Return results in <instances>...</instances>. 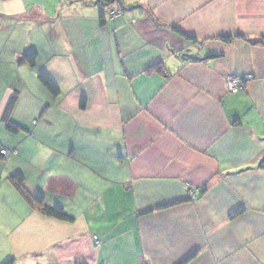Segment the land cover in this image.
I'll list each match as a JSON object with an SVG mask.
<instances>
[{"label": "crops", "instance_id": "obj_1", "mask_svg": "<svg viewBox=\"0 0 264 264\" xmlns=\"http://www.w3.org/2000/svg\"><path fill=\"white\" fill-rule=\"evenodd\" d=\"M65 1L0 0V18L62 39L46 52L12 43L23 24L0 28L19 77L0 81V121L18 92L29 128L0 142L18 152L0 163V264H264V45L249 43L264 0H120L104 26L101 0L66 15ZM32 53L58 97L27 75ZM229 77L246 78L239 93ZM6 168L74 220L32 207Z\"/></svg>", "mask_w": 264, "mask_h": 264}, {"label": "trees", "instance_id": "obj_2", "mask_svg": "<svg viewBox=\"0 0 264 264\" xmlns=\"http://www.w3.org/2000/svg\"><path fill=\"white\" fill-rule=\"evenodd\" d=\"M120 0H101L100 1V23L102 26L106 24V18L105 13L107 12V8H110L114 3H119ZM123 10V9H122ZM222 41L226 43H231L233 41V38L231 37H222ZM37 54L32 53L31 55H26L23 58V61L28 63L30 67L34 68L36 66V58ZM40 82L43 84V86L47 89V91L53 96L58 97L60 95V89L58 86L54 83V81L45 73H42L39 76ZM18 92H15L13 96L10 98L9 103L5 109V112L2 117V121L4 122L6 129L8 132L12 134H18L21 130H24L25 128L22 125H19L17 122L13 121L12 114L13 111L17 105L18 102ZM1 143H0V151H1ZM11 152V151H9ZM3 158H7L1 155ZM9 181L17 188L19 193L22 195V197L35 209H38L41 211L45 216L59 220L64 222H72L74 219L69 216L65 209L59 205L54 207H49L46 204V195L43 192H40L36 195H32L28 192L25 186V177L21 172H18L14 175H12L9 178ZM241 214V211L236 213V215ZM4 264H16L15 259H10L6 261Z\"/></svg>", "mask_w": 264, "mask_h": 264}, {"label": "rangeland", "instance_id": "obj_3", "mask_svg": "<svg viewBox=\"0 0 264 264\" xmlns=\"http://www.w3.org/2000/svg\"><path fill=\"white\" fill-rule=\"evenodd\" d=\"M66 3V6H65V12L64 14L66 15L67 13V10H70V7L72 5L74 6H77V3H74L72 4L73 2H69L67 3L68 1L66 0L65 1ZM71 11V10H70ZM56 19V18H55ZM38 22V21H37ZM10 24L14 25V24H17V25H21L23 24L22 26L19 27V31L17 30V32L13 33V36L11 37L13 40L12 43H14L15 45H17L18 47L22 44V46L24 45V42L25 41H29V42H32L33 44H36L38 46H40V48L43 50V51H48V52H51V49H50V46L51 44L53 43H59L61 42V38H57V31L55 30L56 34H53L51 33V29H53V25L52 23H49V22H45L43 23V26H42V29L40 28V26L38 27L37 24H41V23H37L35 24V20L32 18V19H29V20H23V19H20V18H17V17H10L9 15H4L0 18V28L3 29L4 27L8 26ZM35 24V25H34ZM28 25H32L33 26V29L31 30V28H29ZM52 25V26H51ZM2 36V35H1ZM54 40V41H53ZM58 46L60 47V44H58ZM65 52H66V48H65ZM2 64H0V69H2V71L5 72V75H2L0 73V81H3L5 83V86L8 85L9 81H13V80H18L19 77L18 75L15 76V74L13 73V70L11 69L9 71V66L7 64H3V62H0ZM33 72L29 71L27 75H30L31 78L34 77V80L37 78L39 79V76L42 74V73H45L47 74V71L46 69H43V67H38V66H35L34 69H32ZM11 72H12V75L11 78H10V75H11ZM33 74V75H32ZM48 75V74H47ZM40 81V80H39ZM35 82V81H34ZM41 83V82H40ZM42 84V83H41ZM43 86V84H42ZM45 88V87H44ZM46 89V88H45ZM47 90V89H46ZM1 92V90H0ZM49 93V92H48ZM50 94V93H49ZM13 118V117H12ZM13 121H15L14 119H12ZM38 122H39V118L36 119ZM16 122V121H15ZM19 125H22L20 123H18ZM25 128V130L29 129L27 128L26 126H23ZM20 134H25V132H22V130L18 133V134H12L10 132L7 131L6 129V126L2 123V121H0V142L3 143V142H7V137H12V138H16L18 135ZM26 135V134H25ZM11 157H7V159H1L0 158V163H7V161L10 160ZM2 165V164H1ZM8 168V167H7ZM6 168V169H7ZM14 168V167H13ZM5 169V170H6ZM0 170H1V167H0ZM12 171V169H7L6 170V173L4 174V180L9 177L10 175L8 174L7 176V173H12V175L18 173V172H10ZM9 184V183H8ZM37 193L39 192H36L34 193V195H36ZM23 198V197H22ZM1 199H2V196H1ZM3 199H4V195H3ZM7 197L5 195V199L6 200ZM10 199V198H8ZM7 199V200H8ZM11 259V258H10ZM8 259V260H10ZM7 260V261H8ZM6 262V261H5ZM4 262V263H5ZM2 263V264H4Z\"/></svg>", "mask_w": 264, "mask_h": 264}, {"label": "built area", "instance_id": "obj_4", "mask_svg": "<svg viewBox=\"0 0 264 264\" xmlns=\"http://www.w3.org/2000/svg\"><path fill=\"white\" fill-rule=\"evenodd\" d=\"M110 15L112 18H117L118 11L111 10ZM245 80L246 78L242 79V78H237V77H229L226 82L227 89L229 90V92L233 94H237L242 90V86ZM34 124H36V122ZM0 153L2 156L8 157L10 155H16L18 152L17 151L9 152L8 150L2 148ZM93 240L97 246H101L103 243V241L97 236H93Z\"/></svg>", "mask_w": 264, "mask_h": 264}, {"label": "water", "instance_id": "obj_5", "mask_svg": "<svg viewBox=\"0 0 264 264\" xmlns=\"http://www.w3.org/2000/svg\"><path fill=\"white\" fill-rule=\"evenodd\" d=\"M249 43L253 44V45H258V44H261V45H264V40L263 39H254V40H249ZM188 57L192 60H202V61H205L209 58H213V57H216V56H210V57H205V58H201L197 55H188Z\"/></svg>", "mask_w": 264, "mask_h": 264}]
</instances>
